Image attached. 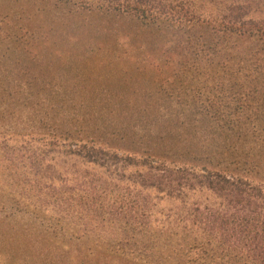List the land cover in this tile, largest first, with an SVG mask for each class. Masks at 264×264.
Returning a JSON list of instances; mask_svg holds the SVG:
<instances>
[{
  "label": "trees",
  "instance_id": "1",
  "mask_svg": "<svg viewBox=\"0 0 264 264\" xmlns=\"http://www.w3.org/2000/svg\"><path fill=\"white\" fill-rule=\"evenodd\" d=\"M58 11L128 24L113 39L132 52L139 36L150 39L143 61L166 67L167 86L126 124L109 96L91 113L53 95L60 83L29 65L47 66ZM1 46L2 205L74 225L79 240L113 257L148 259L171 243V264H264V0H0ZM15 71L17 82L2 79ZM170 109L188 134L171 149L161 142L172 133L153 126ZM164 199L176 205L171 221L159 210Z\"/></svg>",
  "mask_w": 264,
  "mask_h": 264
},
{
  "label": "rangeland",
  "instance_id": "2",
  "mask_svg": "<svg viewBox=\"0 0 264 264\" xmlns=\"http://www.w3.org/2000/svg\"><path fill=\"white\" fill-rule=\"evenodd\" d=\"M26 10L33 14L32 8ZM57 16V23L49 26H53L50 33H54V36L44 46L47 66L43 71H37L33 64L29 65L40 80L60 83L61 89L53 90V95L60 94L63 98L81 102L86 106L85 111L91 113L105 109L103 98L109 96L115 99L117 113L124 115L120 122L126 124L129 121L127 113H138L139 107L149 102L148 96L158 91L155 87L167 86L165 80L168 76L159 72H168L166 67L155 69L143 61L154 50L150 39L139 36L130 45L135 48L134 52L131 47L115 43L114 30L119 28L120 31H128L131 29L128 24L116 27L113 20L100 15L64 17L58 11ZM97 48L116 53L128 50L130 57L122 62L112 63L107 56H98L95 53ZM3 49L1 46L0 56ZM1 65L5 66V61H0V67ZM19 76L15 71L12 76L7 74L3 78L2 75V79L6 80L8 77V81L17 82ZM165 89L167 93H171V87ZM129 101L132 105H127ZM67 106L69 111L79 110L72 105ZM166 112L168 114L160 115L153 126L166 139L172 133L171 139L161 142L171 149V146H181L177 138H186L188 134L177 120L173 121L175 116H171V109ZM14 121L10 116L3 120L5 124H13ZM146 125L147 121L141 124L143 128ZM147 140L151 143L157 139ZM200 141H204L206 148L207 145L216 146L211 139L205 142L203 138ZM261 142H264V134ZM261 154L264 160V149ZM0 200V264H171V243H165L163 251L153 252L148 259L113 257L104 249L94 247L93 243L79 240L74 225L59 224L48 214L42 218L32 213L15 211V203L6 201L7 205L4 206L2 203L5 199L1 195ZM172 206L176 205L167 199L159 202V210H164L170 221L171 213H175L171 212Z\"/></svg>",
  "mask_w": 264,
  "mask_h": 264
}]
</instances>
